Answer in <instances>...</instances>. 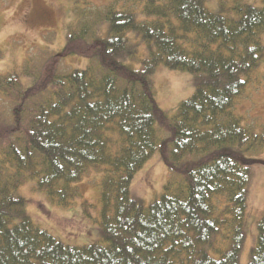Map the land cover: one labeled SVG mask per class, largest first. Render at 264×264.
Wrapping results in <instances>:
<instances>
[{"label": "trees", "instance_id": "obj_1", "mask_svg": "<svg viewBox=\"0 0 264 264\" xmlns=\"http://www.w3.org/2000/svg\"><path fill=\"white\" fill-rule=\"evenodd\" d=\"M261 1L112 0L94 20L76 12L67 31L61 55L86 67L63 72L49 54L0 72L11 104L0 113V264H240L264 131L233 111L264 62ZM160 67L194 76L174 113L157 101ZM156 154L171 179L147 206L131 188ZM91 170L102 173V241L66 245L18 191L33 181L70 207ZM248 264H264V215Z\"/></svg>", "mask_w": 264, "mask_h": 264}, {"label": "rangeland", "instance_id": "obj_2", "mask_svg": "<svg viewBox=\"0 0 264 264\" xmlns=\"http://www.w3.org/2000/svg\"><path fill=\"white\" fill-rule=\"evenodd\" d=\"M225 1L230 3V0ZM249 1L262 5L261 0ZM111 2L79 0L80 7L75 8L73 0H0V72H20L29 58L41 65L49 54L55 55L56 64L63 72L86 67L88 59L85 57L61 55L67 31L76 12L82 14L83 20H94ZM213 6L209 1L208 7ZM193 80L194 76L189 72L160 67L154 82L161 108L174 113L182 101L194 94ZM10 111L8 100H0V113L9 114ZM233 112L243 119L245 125L257 126L258 132L264 131V62L251 75ZM260 160L262 163L255 165L256 176L250 189L245 227L247 238L240 264H248L257 235V222L264 215V155ZM101 179V172L91 170L78 184L82 196L70 207L52 203L44 192L35 188L33 181L24 184L18 192L28 200L26 210L35 224L66 245L82 247L102 241ZM170 179V171L156 154L135 176L132 195L148 206L160 198Z\"/></svg>", "mask_w": 264, "mask_h": 264}]
</instances>
